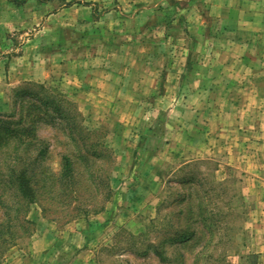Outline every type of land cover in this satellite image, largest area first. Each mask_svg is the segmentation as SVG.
I'll use <instances>...</instances> for the list:
<instances>
[{
    "label": "rangeland",
    "instance_id": "1",
    "mask_svg": "<svg viewBox=\"0 0 264 264\" xmlns=\"http://www.w3.org/2000/svg\"><path fill=\"white\" fill-rule=\"evenodd\" d=\"M22 131L45 154L0 264H264V0H0V147Z\"/></svg>",
    "mask_w": 264,
    "mask_h": 264
},
{
    "label": "trees",
    "instance_id": "2",
    "mask_svg": "<svg viewBox=\"0 0 264 264\" xmlns=\"http://www.w3.org/2000/svg\"><path fill=\"white\" fill-rule=\"evenodd\" d=\"M36 94L32 95L36 96ZM39 100L43 103L44 110L41 112L42 114L33 117V120H36L39 117L46 118L45 120H47L49 116V106L52 103H55V101H50L44 92H42V97H40ZM37 110L40 109L37 108ZM52 117H54L52 118L53 121L59 120V122L62 120L67 121L68 119L72 121L75 120V116L73 114L69 116L63 115V111L60 109L57 112H53ZM22 118L23 117L20 116L19 122ZM26 132L22 131L19 132V134L17 133L15 136L17 139L11 146H7L5 149L0 147V187L2 186V190L0 191V210H2V213L0 215V244L8 242L13 238V236H15V227H18L23 232H27L26 226L30 221L26 219L25 213L28 205L30 203L36 202L35 199L37 196V191L28 193L27 190L32 186H35L36 189H38V179L34 177L36 176L35 173L32 175H28L27 172L29 169L33 170V166L37 157H44L45 149L40 148L35 154H33L32 152L33 155L29 154V157L25 156L28 148V141L22 137H24ZM71 133L72 132L67 133V136L69 138L68 140H77L76 138L71 136ZM91 133L93 132L84 131L83 134H77V138H80L83 143L79 145L75 142L76 144H74L77 148V156L85 162L84 170H86L88 177H92V173H94L91 168H88L87 162L89 156L99 157L102 151L101 150L97 153L95 151L90 152L89 148H91L92 144L89 145V143H87V140H89ZM101 148L106 150L102 143ZM29 158L30 161H27L25 163V159ZM40 172L42 173V177L40 176ZM38 173V176H40V180L43 182L42 187H44L45 180H48L50 175L51 179L56 178V175L54 176L50 173L47 176L43 172V170L38 171ZM79 173L81 174V171H79ZM76 174L78 173L74 167V160L71 159V156L69 154L62 153L61 168L57 173V179L59 182H62V187H64L67 183H70L68 184V189H72V184H75L76 181ZM74 192L76 193V188L74 189ZM7 197H10V199L8 200ZM7 232L9 233V237L4 236V234ZM193 235L194 232L187 233L182 231V233H180L176 237L174 236L173 238L174 241L182 243L189 241L193 237Z\"/></svg>",
    "mask_w": 264,
    "mask_h": 264
}]
</instances>
